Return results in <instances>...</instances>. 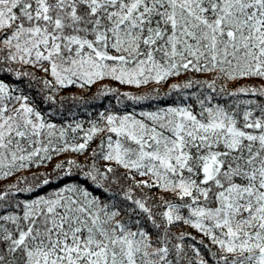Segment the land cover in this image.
<instances>
[{"label": "snow or ice", "instance_id": "6c2138e0", "mask_svg": "<svg viewBox=\"0 0 264 264\" xmlns=\"http://www.w3.org/2000/svg\"><path fill=\"white\" fill-rule=\"evenodd\" d=\"M0 184V264H264V0H0Z\"/></svg>", "mask_w": 264, "mask_h": 264}, {"label": "trees", "instance_id": "16d2710c", "mask_svg": "<svg viewBox=\"0 0 264 264\" xmlns=\"http://www.w3.org/2000/svg\"><path fill=\"white\" fill-rule=\"evenodd\" d=\"M181 80L184 79V77L180 78ZM108 82L106 81L105 84H107ZM171 83V82H170ZM248 83H257L256 81H249ZM104 85L101 84H97L95 86H93L91 89H78V88H70L64 92L61 93L62 97H66V98H71L73 96H77L80 97L82 100H87L88 103L87 104H73V102L71 101V99L66 100L65 102V110L67 111L68 108H71L73 111H75L77 113L78 118L80 119H88L87 117V112L88 111H92L93 114H95L98 111H102L105 107L107 106H115V100L112 97H105V98H101V99H94V97L96 96L97 91L103 87ZM114 87H119L117 85H112ZM121 91H134L131 89H127L124 87L120 88ZM166 90L162 89V91ZM146 91V89H145ZM94 146V145H93ZM76 157L69 154L63 157H60L58 159H55L52 161V164H50L48 166L47 169L41 168L39 171L40 172H44V171H51L52 169V165H54L55 163H59L61 160L64 159H75ZM80 160H83L84 157H79ZM28 175H31V173H29ZM14 180H9V181H5L4 183H13ZM4 184H0V187H3Z\"/></svg>", "mask_w": 264, "mask_h": 264}]
</instances>
